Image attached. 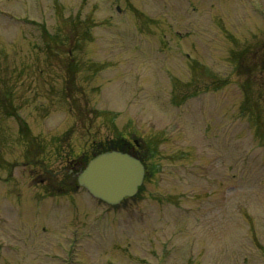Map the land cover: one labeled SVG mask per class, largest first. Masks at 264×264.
Listing matches in <instances>:
<instances>
[{
    "label": "rangeland",
    "instance_id": "obj_1",
    "mask_svg": "<svg viewBox=\"0 0 264 264\" xmlns=\"http://www.w3.org/2000/svg\"><path fill=\"white\" fill-rule=\"evenodd\" d=\"M114 136L139 194L63 191ZM0 264H264V0H0Z\"/></svg>",
    "mask_w": 264,
    "mask_h": 264
},
{
    "label": "water",
    "instance_id": "obj_2",
    "mask_svg": "<svg viewBox=\"0 0 264 264\" xmlns=\"http://www.w3.org/2000/svg\"><path fill=\"white\" fill-rule=\"evenodd\" d=\"M144 178V165L133 155L109 150L95 155L77 174V183L94 198L109 205L136 194Z\"/></svg>",
    "mask_w": 264,
    "mask_h": 264
},
{
    "label": "flooded vegetation",
    "instance_id": "obj_3",
    "mask_svg": "<svg viewBox=\"0 0 264 264\" xmlns=\"http://www.w3.org/2000/svg\"><path fill=\"white\" fill-rule=\"evenodd\" d=\"M119 145L125 146L127 152L138 156L142 155L145 151L142 143L137 139L125 140L123 137L114 136L103 140L92 141L89 146L66 167V172L60 179L61 189L69 192L78 189L76 177L79 170L84 167L87 161L106 147L113 146L114 149H118ZM40 182H44V179H40Z\"/></svg>",
    "mask_w": 264,
    "mask_h": 264
},
{
    "label": "trees",
    "instance_id": "obj_4",
    "mask_svg": "<svg viewBox=\"0 0 264 264\" xmlns=\"http://www.w3.org/2000/svg\"><path fill=\"white\" fill-rule=\"evenodd\" d=\"M111 149H114L113 148V146H110V147H106L105 149H103L102 151H107V150H111ZM118 150H120V151H125L126 152V149H125V146H123V145H119L118 146ZM102 151H100V152H102ZM99 152V153H100ZM146 153H147V151L145 150L144 152H143V154L142 155H140V156H138V155H135L136 157H138L143 163H144V165L146 166V164H145V157H146ZM142 189V187L140 188V190Z\"/></svg>",
    "mask_w": 264,
    "mask_h": 264
}]
</instances>
